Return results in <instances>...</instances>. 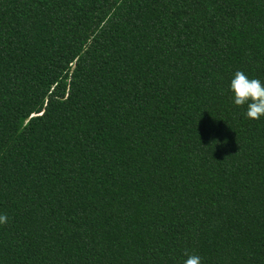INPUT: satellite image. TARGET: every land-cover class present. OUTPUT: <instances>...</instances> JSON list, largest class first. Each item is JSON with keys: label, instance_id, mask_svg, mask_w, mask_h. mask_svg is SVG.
<instances>
[{"label": "trees", "instance_id": "16d2710c", "mask_svg": "<svg viewBox=\"0 0 264 264\" xmlns=\"http://www.w3.org/2000/svg\"><path fill=\"white\" fill-rule=\"evenodd\" d=\"M264 0H0V264H264Z\"/></svg>", "mask_w": 264, "mask_h": 264}, {"label": "clouds", "instance_id": "9594fccd", "mask_svg": "<svg viewBox=\"0 0 264 264\" xmlns=\"http://www.w3.org/2000/svg\"><path fill=\"white\" fill-rule=\"evenodd\" d=\"M230 90L234 94L233 103L237 107L247 106L246 118L259 120L264 116V84L258 78H249L243 71L237 70L230 83ZM8 222L7 215H0V224ZM183 264H202L199 255L185 253Z\"/></svg>", "mask_w": 264, "mask_h": 264}]
</instances>
